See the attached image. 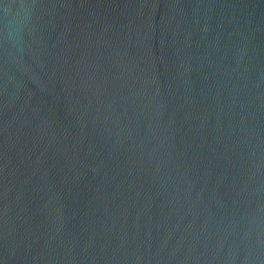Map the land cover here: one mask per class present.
Here are the masks:
<instances>
[{
  "label": "water",
  "instance_id": "1",
  "mask_svg": "<svg viewBox=\"0 0 264 264\" xmlns=\"http://www.w3.org/2000/svg\"><path fill=\"white\" fill-rule=\"evenodd\" d=\"M0 264H264V0H0Z\"/></svg>",
  "mask_w": 264,
  "mask_h": 264
}]
</instances>
